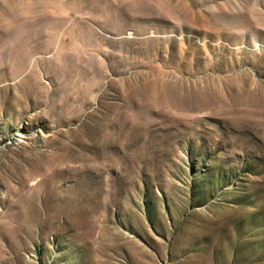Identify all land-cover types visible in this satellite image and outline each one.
<instances>
[{
    "label": "rangeland",
    "instance_id": "rangeland-1",
    "mask_svg": "<svg viewBox=\"0 0 264 264\" xmlns=\"http://www.w3.org/2000/svg\"><path fill=\"white\" fill-rule=\"evenodd\" d=\"M0 264H264V0H0Z\"/></svg>",
    "mask_w": 264,
    "mask_h": 264
}]
</instances>
